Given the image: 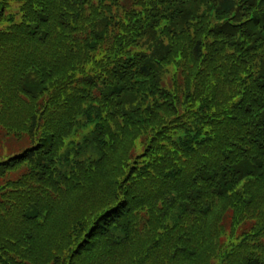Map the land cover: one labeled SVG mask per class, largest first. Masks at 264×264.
<instances>
[{
	"label": "trees",
	"instance_id": "obj_1",
	"mask_svg": "<svg viewBox=\"0 0 264 264\" xmlns=\"http://www.w3.org/2000/svg\"><path fill=\"white\" fill-rule=\"evenodd\" d=\"M0 264H264V0H0Z\"/></svg>",
	"mask_w": 264,
	"mask_h": 264
}]
</instances>
